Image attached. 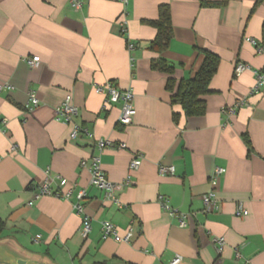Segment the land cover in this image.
Returning a JSON list of instances; mask_svg holds the SVG:
<instances>
[{"label": "crops", "instance_id": "obj_1", "mask_svg": "<svg viewBox=\"0 0 264 264\" xmlns=\"http://www.w3.org/2000/svg\"><path fill=\"white\" fill-rule=\"evenodd\" d=\"M70 1L0 0V240H13L54 264H168L175 255L181 264H264V89L249 94L253 71H264V0H130L125 6L77 0L78 11ZM162 5L169 7L173 29L162 57L174 67L176 82L200 67L197 49L220 60L202 117L186 119L170 104L166 76L150 69L157 57L148 49L155 30L142 21L156 20ZM31 57L39 59L35 69L24 62ZM238 63L249 70L235 76ZM106 82L133 93L130 125L119 126V105L103 107V97L95 94L94 86ZM30 91L39 105L27 113ZM66 95L77 108L74 122L111 147L98 153L82 135L69 140L70 126L53 119ZM241 98L246 106L233 116L222 114ZM136 153L141 164L130 171ZM92 154L100 156L105 178L115 185L116 202L91 187L88 171L79 167ZM159 166L174 172L160 176ZM215 168L224 172L213 176ZM57 178L66 185L60 187ZM46 179L54 194L71 190L69 197L34 200ZM81 189L90 223L85 238L82 216L73 209ZM208 192L218 208L205 213L201 198ZM159 197L188 214L185 228L160 209ZM237 204L245 217L234 216ZM103 222L120 236L131 229L130 242L102 240ZM215 237L225 242L220 255Z\"/></svg>", "mask_w": 264, "mask_h": 264}, {"label": "built area", "instance_id": "obj_2", "mask_svg": "<svg viewBox=\"0 0 264 264\" xmlns=\"http://www.w3.org/2000/svg\"><path fill=\"white\" fill-rule=\"evenodd\" d=\"M122 5H127L130 0H116ZM71 7L78 11L81 9V3L77 0L70 1ZM121 33H125V23L122 21L120 24ZM249 43L253 46H257L254 40H249ZM132 49V45H128V50ZM257 52H260L261 49L256 47ZM24 62L30 69H35L39 65L38 57L25 58ZM249 70L248 67L244 64L238 63L234 68V75L238 76L244 71ZM254 74V84L250 89L249 94H260L264 89V71H253ZM5 87L0 85V91ZM11 89V88H9ZM95 94L103 97V107H108L114 104H118L120 107L119 116L117 123L119 126L125 127L132 123L134 117V108H133V93L130 90L120 91L114 87L110 82H106L103 85H95L93 88ZM247 101L245 98H241L235 102L232 107L224 108L222 114H227L233 116L236 110L246 106ZM39 105V101L34 92L30 91L27 93V100L24 105V110L28 113L33 111ZM77 108L72 102V97L70 95L64 96L61 104L53 110V119L56 123L62 125L70 126L69 140L74 142L81 135L84 136L89 141H92L93 150L100 153L102 150L111 147V143L103 139H95L94 136L88 132V130L82 128L80 125L74 122L75 117L77 116ZM121 145L119 148H123ZM142 155L136 153L129 164V170H136L141 164ZM79 167L88 171L90 175V186L100 190L104 193L105 199L110 202H116L115 196V185L108 181L100 166V156L98 154H92L87 160H81L79 162ZM174 169L172 166H159L158 174L160 176L172 175ZM224 170L220 168H215L213 171V176H218L222 174ZM47 174V173H46ZM59 181L60 187L66 185V181L61 178H57ZM71 193V190H68L62 195L54 194L50 188L49 180H44L39 186L37 193L34 195V200L40 199L45 196H56L61 199H67ZM86 198V190L81 189L76 194L77 202L74 204L73 209L76 215L82 216V223L80 233L82 237H86L90 231V223L87 217L83 216V205L82 202ZM202 203L204 206V212L210 213L216 211L218 208L217 200L212 192H208L202 196ZM158 205L160 209L168 214L170 217L176 219L178 226L180 228H185L187 225L188 214L180 213L178 210L173 209L169 206L167 200L163 197L158 198ZM28 206H32V202H28ZM247 215V211L244 210L241 204H237L234 216L236 218H242ZM101 239L107 240L111 239L116 243H129L132 232L131 229L123 235L120 236L115 228L110 222H103L100 227ZM40 236H36L34 241H37ZM212 244L216 249L218 255L223 251L225 242L221 237H215L212 240ZM240 255L238 252L235 253V259L240 260ZM182 258L179 255H175L168 264H181Z\"/></svg>", "mask_w": 264, "mask_h": 264}, {"label": "trees", "instance_id": "obj_3", "mask_svg": "<svg viewBox=\"0 0 264 264\" xmlns=\"http://www.w3.org/2000/svg\"><path fill=\"white\" fill-rule=\"evenodd\" d=\"M225 3H203V6L218 7ZM155 30V36L149 42V51L156 54L157 57L150 62V69L158 71L166 76L165 89L170 94V104L180 107L183 116L187 118L202 117L206 111L204 97L210 94L209 85L216 74L220 60L219 58L206 50L197 49L202 55V62L192 78L182 79L178 82L173 78L174 67L168 63L162 54L168 49L170 41L173 38V29L170 18V10L167 5L158 8L156 20L142 21ZM179 115L172 114V121L177 122ZM247 146L248 153L251 151V145L246 136L243 138ZM4 231V223L0 220V238Z\"/></svg>", "mask_w": 264, "mask_h": 264}, {"label": "water", "instance_id": "obj_4", "mask_svg": "<svg viewBox=\"0 0 264 264\" xmlns=\"http://www.w3.org/2000/svg\"><path fill=\"white\" fill-rule=\"evenodd\" d=\"M0 264H54L44 255L30 254L13 240H0Z\"/></svg>", "mask_w": 264, "mask_h": 264}, {"label": "rangeland", "instance_id": "obj_5", "mask_svg": "<svg viewBox=\"0 0 264 264\" xmlns=\"http://www.w3.org/2000/svg\"><path fill=\"white\" fill-rule=\"evenodd\" d=\"M28 250H30V251H34L33 249H31V248H28Z\"/></svg>", "mask_w": 264, "mask_h": 264}]
</instances>
